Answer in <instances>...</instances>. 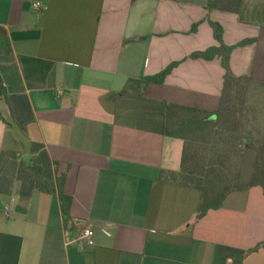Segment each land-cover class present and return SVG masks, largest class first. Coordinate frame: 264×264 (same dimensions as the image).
<instances>
[{"label":"crops","instance_id":"obj_1","mask_svg":"<svg viewBox=\"0 0 264 264\" xmlns=\"http://www.w3.org/2000/svg\"><path fill=\"white\" fill-rule=\"evenodd\" d=\"M207 3L0 0V158L28 160L33 142L45 145L72 197L65 221L55 193L22 195L20 181L0 192V264H223L222 246L264 242L262 187L196 219L201 191L164 177L180 172L185 141L166 133L168 105L221 104V58L190 57L219 44L208 15L227 45L253 40L230 62L264 86V0L237 13ZM176 62L163 83H143ZM255 159L247 149L242 183ZM243 264H264V248Z\"/></svg>","mask_w":264,"mask_h":264},{"label":"trees","instance_id":"obj_2","mask_svg":"<svg viewBox=\"0 0 264 264\" xmlns=\"http://www.w3.org/2000/svg\"><path fill=\"white\" fill-rule=\"evenodd\" d=\"M243 0H208L207 8L239 12ZM214 29V37L218 45L207 50L196 51L191 58L207 60L220 57L224 67V87L221 104L216 111L169 104L167 108L166 133L168 136L180 137L184 141L183 159L180 172H165L167 181L180 183L183 186L194 187L201 191V201L196 219L203 218L209 210L222 208L228 195L234 190H246L252 186H260L264 190V133L258 132L252 125V120L246 113L248 89L255 82L247 76L236 75L231 66V53L240 45L251 43L252 39L240 41L235 45L224 42V26L207 16ZM195 24L193 31H196ZM179 62L166 67L154 76H147L143 83H163ZM0 85L4 87L0 74ZM256 151L254 172L247 183L241 182L242 161L247 149ZM30 160L21 159L18 176L21 182L20 193L31 195L35 190L55 193L62 205L65 221L70 216L72 197L65 193V175L57 176L58 163L52 159L45 145L32 143ZM238 157L239 164L233 163ZM7 158H20L17 152H3L0 158V192H8L13 187V181L6 182L4 164ZM234 166V167H233ZM234 174V175H233ZM233 175V176H232ZM163 176V175H162ZM264 248V242L249 249L233 246H222L220 255L223 264L228 259L231 264H243L245 258L252 252Z\"/></svg>","mask_w":264,"mask_h":264},{"label":"rangeland","instance_id":"obj_3","mask_svg":"<svg viewBox=\"0 0 264 264\" xmlns=\"http://www.w3.org/2000/svg\"><path fill=\"white\" fill-rule=\"evenodd\" d=\"M246 113L252 120L254 128L264 133V86L252 85L247 91L246 99ZM247 151V150H246ZM20 158H7L4 164V172L6 182L13 181V185L19 181L18 176L20 171ZM235 164H239L238 157L233 161ZM234 167V166H233ZM234 175V174H233ZM232 175V176H233Z\"/></svg>","mask_w":264,"mask_h":264},{"label":"built area","instance_id":"obj_4","mask_svg":"<svg viewBox=\"0 0 264 264\" xmlns=\"http://www.w3.org/2000/svg\"><path fill=\"white\" fill-rule=\"evenodd\" d=\"M42 2L41 1H38V2H36L35 3V8H37V9H41L42 8ZM94 229L93 228H91V227H87V228H85L84 229V231H83V235L86 237V238H90V239H92V237L94 236V231H93ZM106 232V234H109V232L108 231H105Z\"/></svg>","mask_w":264,"mask_h":264},{"label":"water","instance_id":"obj_5","mask_svg":"<svg viewBox=\"0 0 264 264\" xmlns=\"http://www.w3.org/2000/svg\"><path fill=\"white\" fill-rule=\"evenodd\" d=\"M30 159H31V157L28 158V160H30Z\"/></svg>","mask_w":264,"mask_h":264}]
</instances>
